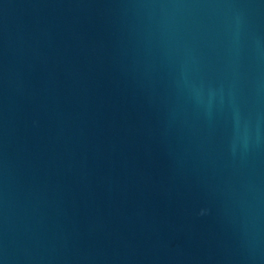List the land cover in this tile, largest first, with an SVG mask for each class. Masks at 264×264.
Here are the masks:
<instances>
[{
	"label": "water",
	"instance_id": "obj_1",
	"mask_svg": "<svg viewBox=\"0 0 264 264\" xmlns=\"http://www.w3.org/2000/svg\"><path fill=\"white\" fill-rule=\"evenodd\" d=\"M0 264H264V0H0Z\"/></svg>",
	"mask_w": 264,
	"mask_h": 264
}]
</instances>
